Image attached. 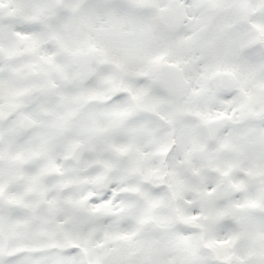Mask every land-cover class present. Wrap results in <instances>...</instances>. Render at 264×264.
I'll use <instances>...</instances> for the list:
<instances>
[{"label": "snow or ice", "instance_id": "6c2138e0", "mask_svg": "<svg viewBox=\"0 0 264 264\" xmlns=\"http://www.w3.org/2000/svg\"><path fill=\"white\" fill-rule=\"evenodd\" d=\"M0 264H264V0H0Z\"/></svg>", "mask_w": 264, "mask_h": 264}]
</instances>
